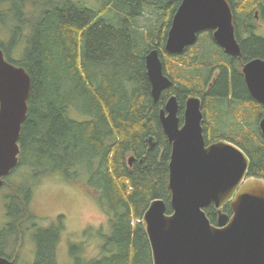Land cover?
<instances>
[{
    "label": "trees",
    "instance_id": "trees-1",
    "mask_svg": "<svg viewBox=\"0 0 264 264\" xmlns=\"http://www.w3.org/2000/svg\"><path fill=\"white\" fill-rule=\"evenodd\" d=\"M180 1L0 0V47L32 80L19 162L0 187L11 191L8 219L0 228L1 256L16 264L18 243L34 230V264H58L64 225L38 227L31 201L36 179L60 175L82 183L110 217V235L88 264H153L142 219L156 198L164 199L172 212V145L159 115L171 94L178 97L182 121L187 96H200L207 143L223 138L236 143L250 157L248 176L264 179V137L257 115L264 106L248 94L239 61L205 55L214 47L205 40L187 54L164 53ZM258 1L230 0L241 9ZM148 14L154 22H139ZM246 47L247 54L264 58L263 38L251 36ZM153 48L162 49L165 72L173 82L158 101L151 94L145 62ZM149 136L156 139L154 148L146 142ZM23 169L30 179L17 184L15 176ZM205 211L216 224L215 205ZM223 212L233 213L230 204ZM71 246L82 251L78 244Z\"/></svg>",
    "mask_w": 264,
    "mask_h": 264
},
{
    "label": "water",
    "instance_id": "water-1",
    "mask_svg": "<svg viewBox=\"0 0 264 264\" xmlns=\"http://www.w3.org/2000/svg\"><path fill=\"white\" fill-rule=\"evenodd\" d=\"M205 29H216L215 39L228 53L241 54L228 0H183L173 17L166 50L181 53ZM145 62L151 94L158 101L173 82L158 48L146 54ZM243 73L252 96L264 104V59L250 60ZM31 86L27 70L9 61L0 47V187L19 162ZM180 108L173 94L159 114L172 145V212H167L164 199L156 198L143 215L153 264H264V179L248 176L250 157L236 143L224 138L207 143L200 96H188L183 123ZM260 128L264 136V119ZM146 142L149 148L156 145L154 136ZM212 204L218 210L216 224L205 211ZM227 204L231 215L223 212ZM15 262L0 255V264Z\"/></svg>",
    "mask_w": 264,
    "mask_h": 264
},
{
    "label": "rangeland",
    "instance_id": "rangeland-1",
    "mask_svg": "<svg viewBox=\"0 0 264 264\" xmlns=\"http://www.w3.org/2000/svg\"><path fill=\"white\" fill-rule=\"evenodd\" d=\"M138 19L143 24H151L155 20L150 19L149 14ZM27 179L30 177L25 169L15 176L17 184L26 183ZM35 184L31 210L38 219V227L46 228L59 221L64 225L57 248L58 264H88L97 258L106 236L110 235V217L95 196L85 191L82 183L67 182L60 175L46 176L40 181L36 179ZM10 192L6 187L0 189V228L8 219L6 202ZM33 234L34 230L28 231L23 241L18 243L16 264H34L36 242ZM74 244L80 245L82 251L72 250L71 245Z\"/></svg>",
    "mask_w": 264,
    "mask_h": 264
},
{
    "label": "flooded vegetation",
    "instance_id": "flooded-vegetation-1",
    "mask_svg": "<svg viewBox=\"0 0 264 264\" xmlns=\"http://www.w3.org/2000/svg\"><path fill=\"white\" fill-rule=\"evenodd\" d=\"M182 1L183 0H181L179 5L177 6V8L173 14V17L175 15L178 7L182 3ZM228 2L231 6L232 13H233V23H234V27H235V36H236L237 42L240 45V50H241L240 55H233V54L228 53L217 42V40L215 39L216 29H205V30H202L201 32H199L198 33V39H197L196 43L191 45V46L186 47L181 53L168 52L166 50V43H167V39H166L164 53L170 57H172L174 55L187 54V51L189 50V48L196 45L200 40H205L206 42L213 43V46H214V47H212L213 50L212 51L211 50L204 51V53H206L205 55H211L214 57L227 56V57H230L233 60V62H234V60L239 61V64L241 65V74L240 75L243 78V82L245 84V87H246L248 94L250 95L251 99L259 102L262 106H264V104H262L259 100H257L255 97L252 96V94L248 88L245 75L243 73V67L247 62H249L250 60L255 59V58L264 59L263 57H260L257 55H249V54H247V50H246L247 49L246 42L248 41V39L251 36H255V37L264 39V0H259L255 4L250 3L249 6H247V7L245 6L243 9H241L238 5L236 7H233L232 6L233 4L230 2V0H228ZM173 17H172V20H173ZM171 23H172V21H171ZM170 28H171V26H170ZM169 30H168V33H169ZM167 38H168V34H167ZM159 50H160V55L162 57V54H161L162 49L160 48ZM219 73H220V70L218 69L213 74L212 82L210 83V87L214 84V81L218 77ZM229 73H231V71ZM172 95L173 94H171L170 96H172ZM188 96H187V98H188ZM187 98H186V100H187ZM203 113H204V110H203ZM257 115L259 117V128H260L261 120L264 119V110H262L260 113H257ZM205 118H206V115L204 113V122H205ZM204 122H203V126H204ZM182 123H183V121H182ZM260 131H261V128H260ZM204 133H205V129H204ZM261 133H262V131H261Z\"/></svg>",
    "mask_w": 264,
    "mask_h": 264
},
{
    "label": "bare ground",
    "instance_id": "bare-ground-1",
    "mask_svg": "<svg viewBox=\"0 0 264 264\" xmlns=\"http://www.w3.org/2000/svg\"><path fill=\"white\" fill-rule=\"evenodd\" d=\"M254 4V3H253ZM240 7H242V6H240ZM185 57V56H184ZM227 57V56H226ZM248 60V59H247ZM210 80V79H209ZM197 89V88H196ZM209 113V112H208ZM256 141V140H255Z\"/></svg>",
    "mask_w": 264,
    "mask_h": 264
}]
</instances>
